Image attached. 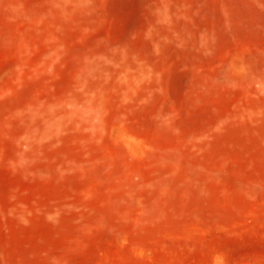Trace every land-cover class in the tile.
<instances>
[{
  "label": "rangeland",
  "instance_id": "374dc122",
  "mask_svg": "<svg viewBox=\"0 0 264 264\" xmlns=\"http://www.w3.org/2000/svg\"><path fill=\"white\" fill-rule=\"evenodd\" d=\"M0 264H264V0H0Z\"/></svg>",
  "mask_w": 264,
  "mask_h": 264
}]
</instances>
